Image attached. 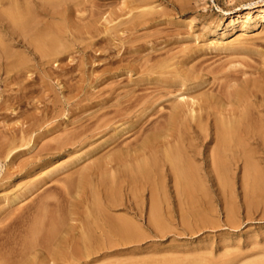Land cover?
Returning <instances> with one entry per match:
<instances>
[{
	"label": "bare ground",
	"instance_id": "1",
	"mask_svg": "<svg viewBox=\"0 0 264 264\" xmlns=\"http://www.w3.org/2000/svg\"><path fill=\"white\" fill-rule=\"evenodd\" d=\"M92 1L0 0V71L4 69L6 75L14 72V76L20 70L34 68L40 73L46 64L58 62L76 38L75 18L84 19L87 4ZM149 4L147 0H131L128 10L105 18L104 32L111 33L124 23L142 22L153 9L132 10ZM255 6L258 12L254 21L257 16L264 18V2ZM249 14L247 11L242 27L251 19ZM237 17L231 16L230 22ZM243 38L241 31L235 40ZM246 73L224 74L208 99L202 94L186 96L180 92L177 100L166 95L170 85H185L181 73L180 79L165 80L171 84H164L161 76H152L150 82L161 84L158 92L137 94L129 89L115 102L108 99L100 113L85 115L75 128L82 133H70L69 140H61L48 154L60 156L69 144H82L86 140L81 135L92 125L109 126L114 133L103 142L96 160L67 173L58 189H36L44 178L26 186L21 195L29 194L26 207L34 208V214L9 215L3 220L0 264H136L139 259L135 255L139 253L134 250L151 239L152 233L165 232L168 220L176 214L184 225H193L191 231L216 222L208 188L212 184L221 189L226 223L237 226L240 205L231 188L234 169H242L241 206L247 214L254 206L253 199L264 194V69L257 68L254 76L244 77ZM12 78L9 75L6 79L15 84L16 78ZM28 86L20 84L19 90L26 91ZM224 100L232 107L223 106ZM68 120L65 122L70 124ZM31 126L23 127V132L29 133ZM14 149L13 144L8 145L7 157ZM171 186L178 198L177 209L169 199ZM75 195L82 197L79 217H74L66 204ZM184 199L190 212H184ZM65 217L66 221L78 222L67 229ZM24 218L28 228L24 233L17 232L14 227ZM152 243L149 250L160 253L162 249H156L159 243ZM228 247L223 244V252L218 253L216 245L208 242L195 248L182 244L165 251L206 259L207 264H264L263 248L250 252ZM255 254L259 256L254 258Z\"/></svg>",
	"mask_w": 264,
	"mask_h": 264
},
{
	"label": "rangeland",
	"instance_id": "2",
	"mask_svg": "<svg viewBox=\"0 0 264 264\" xmlns=\"http://www.w3.org/2000/svg\"><path fill=\"white\" fill-rule=\"evenodd\" d=\"M130 1L93 0L88 3L86 17L74 20L76 38L71 49L62 54L58 62L42 67L40 73L34 68L28 72L20 70L14 76L12 72L9 75L16 78L14 84L6 79L9 75L4 69L0 71V227L9 215L33 216L34 208L26 207L29 194L21 195L29 183L44 178L36 189L47 186L58 189L67 173L96 160L103 142L114 133L109 126L106 129L90 126L81 135L86 141L69 144L60 156L48 152L61 140H69L70 133H82L75 129L77 125L85 115L103 111L102 106L105 107L108 99L113 98L115 102L129 89H134L137 94H153L158 92L161 84L150 82L152 76H161L165 81L180 79L182 75L185 85L172 83L167 97L177 100L176 95L182 92L186 96L200 97L202 94L208 99L210 90H217L216 84L224 74L247 72L244 77H249L255 75L257 68L264 69V18L257 16L256 21L253 20L258 12L255 5L264 0H147L148 6L132 10L153 9L142 22L124 23L111 33L104 32L105 18L122 13V9L128 10ZM249 5L253 7L248 8ZM247 11H250L251 19L242 27ZM231 16H238L233 23ZM241 31L244 38L237 42L235 39ZM231 41L233 44H229ZM14 49L21 50L22 47L15 46ZM186 76L190 79H185ZM20 84L29 86L26 91L19 90ZM185 100L190 101L189 98ZM223 102V106L232 107L225 100ZM67 120L70 124L65 122ZM29 125H32L30 132L24 133L22 128ZM72 129L75 131L71 132ZM10 144L15 149L7 157ZM51 170L54 171L45 176ZM234 175L231 188L240 205L237 226H229L225 221V202L219 185H209L215 206L212 218L216 222L191 231L193 225H184L176 214L168 220L165 232L152 233L151 239H145L141 247L134 250L139 253L135 255L139 259L136 264L160 261L165 263L158 264H207L206 259L165 251L182 244L185 248H195L211 242L218 253L223 252L225 243L231 251L264 249V194L253 199L254 206L247 214L241 206L244 199L242 169H234ZM57 177H60L59 181ZM261 179L264 188V171ZM169 191L171 205L177 209L178 198L172 186ZM81 199L80 195H75L66 201L68 209L74 211V217H79L83 210ZM190 211L184 199V212ZM27 218L15 225L17 232L27 230ZM77 222L67 219L64 226L70 229ZM152 241L159 243L156 249H162L160 253L149 250Z\"/></svg>",
	"mask_w": 264,
	"mask_h": 264
}]
</instances>
